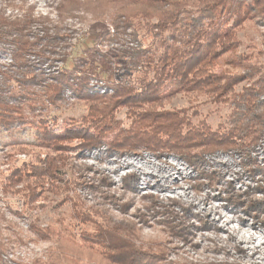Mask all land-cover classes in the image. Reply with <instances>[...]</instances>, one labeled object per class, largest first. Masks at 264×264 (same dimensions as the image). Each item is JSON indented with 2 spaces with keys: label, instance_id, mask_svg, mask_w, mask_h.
Segmentation results:
<instances>
[{
  "label": "rangeland",
  "instance_id": "obj_1",
  "mask_svg": "<svg viewBox=\"0 0 264 264\" xmlns=\"http://www.w3.org/2000/svg\"><path fill=\"white\" fill-rule=\"evenodd\" d=\"M141 2L0 0V48L10 50L8 44L19 37L43 47L49 36L45 30L66 36L67 45L56 50L51 69L44 66L50 76L71 69L94 50L125 56L136 48L147 49L158 38L154 26L167 7ZM197 2L186 1L177 9L188 17L200 9ZM32 15L48 20L45 27L22 33L3 24L9 18L30 20ZM126 15L131 22L120 19ZM257 20L239 29L236 53L244 64L225 70L234 76L249 75L248 68L264 73V21ZM10 56V51L0 53V72H12ZM111 68L115 78L98 68L88 79L92 94L104 95L107 80L130 75ZM259 74L251 84L245 80L235 85V94L244 86L264 84ZM201 94L181 93L155 109L180 112L195 129H230L233 95L224 102ZM79 98L67 91L61 102L44 110L51 114L46 123L38 118L47 128L64 126L62 135L76 131L68 139L55 138L49 144L45 136L23 129L17 117L9 131L0 127V237L14 243L2 253L0 264H264V134L251 144L250 163L231 146L199 151L204 153L199 163L192 152L188 157L176 152L134 153L125 145L137 141L130 134L139 132L143 123L136 122L126 107H110L101 114L90 110L91 105L97 107L93 102ZM34 105L20 108L17 103L14 110L25 122L37 120ZM14 112L10 114L19 116ZM88 133L101 140L100 147L86 150ZM131 174L138 177L135 190ZM91 182L98 185L90 188ZM207 221L219 234L206 227ZM135 249L150 257L133 260Z\"/></svg>",
  "mask_w": 264,
  "mask_h": 264
},
{
  "label": "trees",
  "instance_id": "obj_2",
  "mask_svg": "<svg viewBox=\"0 0 264 264\" xmlns=\"http://www.w3.org/2000/svg\"><path fill=\"white\" fill-rule=\"evenodd\" d=\"M140 1L144 6L151 8L167 7V12H164L158 24L154 26L153 35L158 38L155 39V44L152 43L153 47L136 48L125 56L94 50L90 55L87 54L85 58L75 62L71 69L65 67L56 76L47 75L44 66L51 69V60L56 55V50L67 45L66 36L51 35L45 30L49 36L43 47H40L36 40L29 41L27 35H23L27 38L20 40L19 37L16 42L8 44L10 50L5 45L0 48L2 54L10 51L13 68L12 72L11 70L0 72L3 75L0 84V115H3V122H0V127L3 125L9 131L14 126V117H17L23 129L35 131V136H45L43 139L49 144L55 143V138L68 139L76 131L67 130L66 134L62 135L64 126L59 130L47 128L40 125L38 118L46 123L51 118V114L50 111L48 113L44 110H48L49 105L56 106L63 100L67 91H72L77 97L80 96L81 101L93 102L97 107L91 105L90 110L96 113L103 114L105 109L110 107L115 109L126 107L129 115L135 117L136 122L143 123L139 132L130 134V137L137 138V141H128L125 145L134 153L147 151L162 155L176 152L188 157L192 152L197 153V163H199L198 157L203 156L202 152L208 147L231 146L239 149L238 154L242 160L248 159L247 163L252 162L251 153L248 152L251 144H256L259 137L264 134V99L261 100V97H264V84L258 86L256 83L249 85V88L244 86L241 93L235 94V85L245 80L250 81L247 83L251 84L259 71L248 68L249 75L238 77L225 70L228 66L237 69L244 64L241 61L242 57L236 53L239 46L237 34L239 29L250 20L264 21V0H197L200 9L196 14L188 17L177 7L190 0ZM130 18L131 16L128 15L120 16L125 22H131ZM28 19L30 20L9 18L3 24L7 29L16 27V29L20 28L18 31L27 33L39 29V26L44 28L48 22V20L43 22L45 19L40 20L34 15ZM41 21L43 24L40 23ZM118 27L117 24L115 29L118 30ZM66 57L63 56L62 59ZM111 67L118 69L119 72L125 69L130 75H125L128 76L127 79L124 78L125 80H123L124 76H120V80L115 79L116 82L107 80L103 85L106 91L104 95L92 94L88 87V79L95 75L98 68L102 74L115 78L113 71L115 69ZM259 76L264 82V73ZM255 81L257 79L253 82ZM181 93L189 96H199L198 94L202 93L209 98L214 96V99L222 101L230 99L232 94L233 113L229 118L231 128L224 129L221 126L219 127L221 130L213 131L208 125H203L195 129L180 112L155 109L161 106L163 101ZM99 102L101 106H98ZM17 103L20 108H31L34 104H38L33 107V111L38 116H36L37 120L25 122L22 113L14 110ZM38 107L42 109L40 112L37 110ZM13 111L19 116L10 114ZM8 114L12 120L8 118ZM100 117L95 118L96 121L101 119ZM185 129H187L186 133ZM86 138L87 143L84 145L87 147L86 150L100 147L101 140L94 134L88 133ZM128 178H132V190L137 189L138 177L131 174ZM97 185L94 182L89 184L90 188ZM179 203L182 205L181 202ZM207 223L206 227L219 234L218 228L210 225L208 221ZM5 239L7 238L0 237V262L2 253L9 249L10 244H14L11 240L7 244ZM21 241H24L23 238ZM132 252L133 260L150 257L141 253L144 251L140 249ZM141 262L132 263L142 264Z\"/></svg>",
  "mask_w": 264,
  "mask_h": 264
},
{
  "label": "bare ground",
  "instance_id": "obj_3",
  "mask_svg": "<svg viewBox=\"0 0 264 264\" xmlns=\"http://www.w3.org/2000/svg\"><path fill=\"white\" fill-rule=\"evenodd\" d=\"M220 250V249H219ZM242 250V249H241ZM218 251V250H217Z\"/></svg>",
  "mask_w": 264,
  "mask_h": 264
}]
</instances>
